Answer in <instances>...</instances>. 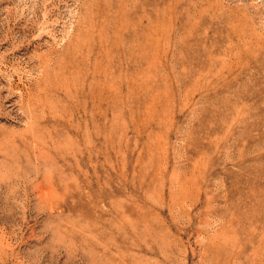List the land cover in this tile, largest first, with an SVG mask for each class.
Instances as JSON below:
<instances>
[{"label": "rangeland", "instance_id": "obj_1", "mask_svg": "<svg viewBox=\"0 0 264 264\" xmlns=\"http://www.w3.org/2000/svg\"><path fill=\"white\" fill-rule=\"evenodd\" d=\"M0 264H264V0H0Z\"/></svg>", "mask_w": 264, "mask_h": 264}, {"label": "bare ground", "instance_id": "obj_2", "mask_svg": "<svg viewBox=\"0 0 264 264\" xmlns=\"http://www.w3.org/2000/svg\"><path fill=\"white\" fill-rule=\"evenodd\" d=\"M248 47V46H247ZM250 49V48H249ZM247 52H248V50H247ZM246 94V93H245Z\"/></svg>", "mask_w": 264, "mask_h": 264}]
</instances>
